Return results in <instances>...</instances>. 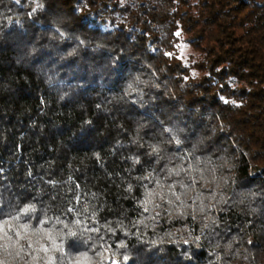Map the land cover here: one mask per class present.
<instances>
[{"label": "trees", "instance_id": "1", "mask_svg": "<svg viewBox=\"0 0 264 264\" xmlns=\"http://www.w3.org/2000/svg\"><path fill=\"white\" fill-rule=\"evenodd\" d=\"M28 205L3 264H264V0H0V207Z\"/></svg>", "mask_w": 264, "mask_h": 264}, {"label": "snow or ice", "instance_id": "2", "mask_svg": "<svg viewBox=\"0 0 264 264\" xmlns=\"http://www.w3.org/2000/svg\"><path fill=\"white\" fill-rule=\"evenodd\" d=\"M34 206L28 205L21 209L18 213H13L12 211H9L7 213L4 212L3 208L0 207V216H5L6 218L0 219V239L7 238V240L12 241L15 238L16 243H20V241H23L25 239V235L27 233L31 232H40L43 229V225L47 224L49 221L47 219L41 220L40 225L37 228H32L31 224L28 222L21 223L22 216H27L30 212L34 211ZM71 211V209L69 210ZM57 222L59 221V218H57ZM76 223H79V221H76ZM47 237L53 241V247L58 248L60 251H63V245H56L54 243L55 237L52 235L51 230H44ZM70 235H75V233H70ZM0 247H8V245H0ZM33 247L32 242L28 241L27 245L25 247L24 244L20 245V251L17 252V255H20V253L25 252L27 249H31ZM42 251L48 252L49 249L47 247L41 248ZM53 257H49V264L53 261ZM126 259V258H125ZM0 264H3V261H0ZM77 264H79V260L77 261ZM115 264V261L113 262Z\"/></svg>", "mask_w": 264, "mask_h": 264}, {"label": "rangeland", "instance_id": "3", "mask_svg": "<svg viewBox=\"0 0 264 264\" xmlns=\"http://www.w3.org/2000/svg\"><path fill=\"white\" fill-rule=\"evenodd\" d=\"M181 53L183 56L188 57L189 55H191L192 53H194V50L187 46V45H183L181 48Z\"/></svg>", "mask_w": 264, "mask_h": 264}]
</instances>
